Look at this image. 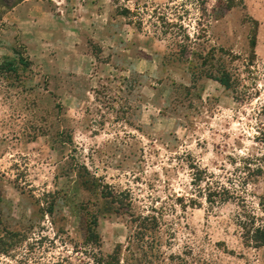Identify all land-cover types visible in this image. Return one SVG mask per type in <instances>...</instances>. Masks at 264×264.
Here are the masks:
<instances>
[{
	"label": "rangeland",
	"instance_id": "rangeland-1",
	"mask_svg": "<svg viewBox=\"0 0 264 264\" xmlns=\"http://www.w3.org/2000/svg\"><path fill=\"white\" fill-rule=\"evenodd\" d=\"M0 18V264H264V0Z\"/></svg>",
	"mask_w": 264,
	"mask_h": 264
},
{
	"label": "trees",
	"instance_id": "trees-1",
	"mask_svg": "<svg viewBox=\"0 0 264 264\" xmlns=\"http://www.w3.org/2000/svg\"><path fill=\"white\" fill-rule=\"evenodd\" d=\"M25 0H0V16L4 13V11L9 10L20 3H22ZM230 4L233 3L234 0H227ZM1 19V18H0ZM214 52H208V54L205 57V62L204 64L207 65L210 61L211 58H214L213 54ZM209 76L218 80L221 84L225 85L228 88H231L234 86V84L238 83V77H235L233 73L227 68L224 64H222L220 67H218L217 70H208L207 71ZM216 72V73H215ZM200 179V177H198ZM220 188L216 187L213 188L209 186V196L211 198H215L217 196L221 197L220 200L227 198V196H230V190L226 187L219 186ZM94 223H89L87 225V237L85 240H87V243L92 242L94 239H96L97 233L94 228ZM246 236L252 243H254L256 246H264V225L259 224L257 226L254 225V220H251V224L246 227ZM1 241V239H0ZM8 247H2L0 246V252L2 254L8 253ZM114 260L115 264H121L118 258H115Z\"/></svg>",
	"mask_w": 264,
	"mask_h": 264
}]
</instances>
